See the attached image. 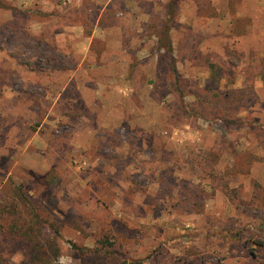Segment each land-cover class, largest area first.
<instances>
[{
	"label": "rangeland",
	"instance_id": "obj_1",
	"mask_svg": "<svg viewBox=\"0 0 264 264\" xmlns=\"http://www.w3.org/2000/svg\"><path fill=\"white\" fill-rule=\"evenodd\" d=\"M2 2L0 264H264V0Z\"/></svg>",
	"mask_w": 264,
	"mask_h": 264
},
{
	"label": "trees",
	"instance_id": "obj_2",
	"mask_svg": "<svg viewBox=\"0 0 264 264\" xmlns=\"http://www.w3.org/2000/svg\"><path fill=\"white\" fill-rule=\"evenodd\" d=\"M6 5L4 4V2H2V0H0V7H5ZM173 3L170 1L168 3V10H167V18L171 19L172 15H173ZM28 12V11H26ZM157 40H158V45H157V50L156 52L159 51H164V53L168 54L170 59L172 58V53H173V49H172V45H171V41L169 38V28H163L160 30V33L157 34ZM163 54V55H165ZM225 54L228 58V61L231 65H235L236 64V59L234 58L236 53L233 49L230 48H226L225 50ZM166 56V55H165ZM172 61V60H171ZM207 67L210 71V82H214V81H218V79L220 78V70L221 68L214 62H208ZM171 69L172 71L177 74V69L174 66V64L171 63ZM261 78H262V82H263V86H264V74H261ZM210 84L212 83H208L207 85V90L210 87ZM238 92L239 89H233L232 91H224L222 93L219 94H214L213 96H219L221 95L222 98L227 102L230 99L231 93L232 92ZM250 94H252V89L250 91H248ZM182 103L183 100H181ZM246 101H243L242 105L239 104V107H242L244 110H246V108H244ZM241 103V102H240ZM252 105V104H250ZM239 110L240 108L237 109H233L232 110H228L225 109L224 112L222 111L219 115H218V119H220L223 123L222 128L223 131H227L232 127H235L236 129H241L242 127H244L245 125H247L248 129H250L251 131H256V136H259V134L261 133L262 136H264V123L261 122L258 118L254 117V118H250L248 114L244 115V116H240L239 115ZM245 128V127H244ZM243 128V129H244ZM261 146L264 148V139H262L260 141ZM53 168L48 170L47 172H45L44 174H33V179L37 182L40 181H46L47 177L52 178L53 177ZM37 220L41 223L44 224V220L42 221L39 217H37ZM36 219L31 221L29 223V226L23 230H18L17 233L16 232H11L14 235H17L19 238L25 239L29 249L32 251L35 248H37L38 246V241L39 238L37 236L38 231H40V229H42L39 225V222ZM46 222V221H45ZM46 227L51 228V230L54 232V234H58V229H53V222H46L45 225H43V229H46ZM42 233V231H41ZM44 236V234L42 235ZM47 239V238H45ZM55 254H56V248H55ZM48 264H52L51 262H48ZM115 264H139V261H135V260H127L125 258H123L122 261L120 262H116Z\"/></svg>",
	"mask_w": 264,
	"mask_h": 264
}]
</instances>
